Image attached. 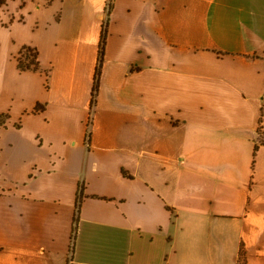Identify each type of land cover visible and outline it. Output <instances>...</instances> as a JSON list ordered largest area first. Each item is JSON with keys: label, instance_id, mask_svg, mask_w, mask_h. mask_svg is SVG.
<instances>
[{"label": "crops", "instance_id": "1", "mask_svg": "<svg viewBox=\"0 0 264 264\" xmlns=\"http://www.w3.org/2000/svg\"><path fill=\"white\" fill-rule=\"evenodd\" d=\"M4 1L0 264H264V0H113L90 145L109 0Z\"/></svg>", "mask_w": 264, "mask_h": 264}, {"label": "trees", "instance_id": "2", "mask_svg": "<svg viewBox=\"0 0 264 264\" xmlns=\"http://www.w3.org/2000/svg\"><path fill=\"white\" fill-rule=\"evenodd\" d=\"M5 1L0 0V5L3 4ZM113 0H110L107 5L106 10V18L104 20L103 24V32L101 36V41L99 45V61L96 68V76H95V83L92 91V99H91V115L89 118L88 123V130H87V142L91 143V137H92V124H93V113L95 111V107L97 105L98 101V95L100 90V84H101V75L103 71V64L105 59V51H106V44H107V37H108V26L110 22V16L113 9ZM39 51L36 47H32L29 45H25L18 56V66L22 71L26 70H34L39 71L41 70V64L39 61ZM47 86H49V77H50V71H47ZM46 108V105L44 104H38L36 106L37 111L44 110ZM9 113H1L0 114V128L7 125V122L9 120ZM260 125L258 128V133H260V128L263 123V117L260 120ZM19 126V124L17 125ZM264 144V141H256L254 146V156H256L257 151L259 150L260 146ZM85 198L84 193V185H81L78 190L77 195V201H76V211H75V217H74V226H73V234H72V243H71V257L74 255L75 248H76V240L78 236V229H79V222H80V213H81V207L83 200ZM248 257H247V250L245 248V245H241V249L239 252V261L238 264H247Z\"/></svg>", "mask_w": 264, "mask_h": 264}, {"label": "rangeland", "instance_id": "3", "mask_svg": "<svg viewBox=\"0 0 264 264\" xmlns=\"http://www.w3.org/2000/svg\"><path fill=\"white\" fill-rule=\"evenodd\" d=\"M258 139L259 142L264 141V118H263L262 126L260 128V133H258Z\"/></svg>", "mask_w": 264, "mask_h": 264}, {"label": "built area", "instance_id": "4", "mask_svg": "<svg viewBox=\"0 0 264 264\" xmlns=\"http://www.w3.org/2000/svg\"><path fill=\"white\" fill-rule=\"evenodd\" d=\"M110 1V0H109Z\"/></svg>", "mask_w": 264, "mask_h": 264}]
</instances>
